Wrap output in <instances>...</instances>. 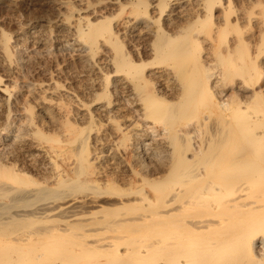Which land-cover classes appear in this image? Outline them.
<instances>
[{"label": "bare ground", "instance_id": "1", "mask_svg": "<svg viewBox=\"0 0 264 264\" xmlns=\"http://www.w3.org/2000/svg\"><path fill=\"white\" fill-rule=\"evenodd\" d=\"M0 264H264V0H0Z\"/></svg>", "mask_w": 264, "mask_h": 264}]
</instances>
